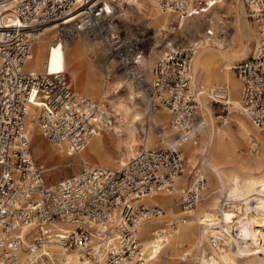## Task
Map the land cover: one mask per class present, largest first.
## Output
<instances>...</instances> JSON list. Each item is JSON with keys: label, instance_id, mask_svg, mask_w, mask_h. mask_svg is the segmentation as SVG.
Masks as SVG:
<instances>
[{"label": "built area", "instance_id": "2783aa9c", "mask_svg": "<svg viewBox=\"0 0 264 264\" xmlns=\"http://www.w3.org/2000/svg\"><path fill=\"white\" fill-rule=\"evenodd\" d=\"M118 1L0 0V264H16L20 253L28 264H61L48 250L52 244L70 255L72 264H144L150 257L142 252L139 227L163 217L164 208L154 199L176 190L185 166L180 144L195 145L206 128L199 102L205 91L193 86V58L206 47L227 49L231 36L227 25L214 29L210 17L196 38L174 36L183 21L209 16L219 0H154L162 13L175 19L171 30L158 33L142 29L141 23L122 22ZM241 1L257 27L259 43L232 71L240 82L241 107L264 136V0ZM49 28L54 49L81 37L97 42L101 66L139 90L148 116L167 112L178 142L158 149L141 147L118 169L80 160L90 139L110 131L114 119L106 106L77 95L63 69L47 63L40 71L28 68L33 46ZM155 40L161 41L163 52L149 70L145 61ZM207 93L211 103H221L226 89ZM32 104L37 105V130L57 152L79 158L78 174L47 184L48 170L30 151L27 115ZM153 126L161 138L162 129ZM251 144V153L259 154L260 147ZM192 177L179 191L185 214L201 201L206 182L200 170L194 169ZM220 205L227 207L224 200ZM186 218L171 220L167 232L175 234ZM155 241L150 253L159 255L161 240ZM229 242L215 234L199 242L195 251L211 259Z\"/></svg>", "mask_w": 264, "mask_h": 264}, {"label": "bare ground", "instance_id": "6f19581e", "mask_svg": "<svg viewBox=\"0 0 264 264\" xmlns=\"http://www.w3.org/2000/svg\"><path fill=\"white\" fill-rule=\"evenodd\" d=\"M218 3L217 7H222L226 15L231 16L233 19L230 46L225 50L210 47L203 48L193 58L192 71L194 75L193 86H200L205 91V95L203 96L204 102L205 98L207 99L209 95L207 92L218 88L216 87L217 83L225 87L226 94L221 103L227 105L229 114L232 115V121L238 127L239 138L237 139L223 128V130L220 128L221 130L216 129L214 131V151L206 163L209 170L220 181L222 187L220 190H222V196L227 207L221 208L219 200L212 201L206 205L198 204L191 212L189 221L185 220L179 226L180 229L185 225L175 243L173 242L170 245L174 255L169 254L161 258L158 256L162 254V251L167 246V240L174 237L179 229L175 234H170L167 232V229L156 228L157 226L153 228L151 225H145L160 224L161 220L159 218L141 224L139 227V237L142 242V252L150 256L145 260L144 264H171L172 260L177 261V263L180 260L182 261L183 259L177 255V250L183 246L182 242H191L194 239L192 230L197 226L200 228L199 242H205L210 236H214L215 234L223 235L230 241V244L225 248L214 251L211 259L201 256L195 258L194 260L198 264H264V152L260 155L252 154L250 151L249 154L252 157L246 159H239L234 156L239 146L242 145L245 136L248 139L250 148L253 147L251 143L254 141L264 151V137L255 138L250 136L249 126L239 117V115H245V113L240 104V82L232 71V67L236 62L242 61L248 56L246 49L247 47L249 48L251 41H254L251 52L257 47L259 34L257 27L255 26L256 31H254L247 22L245 18L247 7L243 2L239 3L237 0H219ZM118 8L121 12V18L130 22V18L135 14L140 20L142 29H153L155 33L162 30H171L175 21L171 15L161 12L154 0H119ZM204 17L208 18L205 20ZM209 17L212 26L216 30L220 25H226L221 15L211 11L209 16H201L183 21L180 25L181 35L183 37H191L192 39L196 38L201 34L203 26L208 23ZM141 19H144L148 27L142 25ZM197 19H200L201 22L197 21ZM53 36L52 28H49L45 31L44 37L33 46L32 61L27 65L28 68L32 71H40L43 64L47 63L51 69L64 70V62H66L70 83L75 88L74 92L92 104L105 107L106 99L110 98V96H101V74L99 73H101V69L107 71V68L105 69L101 66L99 58L98 61L94 62L87 60V54L92 49L95 50V47L100 51L99 56L102 54L99 44L91 39L89 41L77 39L79 40L78 42H75L77 40H73L69 42L71 44L66 45L62 50H58L52 47ZM160 42L159 40H155V48L158 47ZM162 52L163 50L158 52L152 50L148 58L153 56L159 57ZM120 79L125 80L122 77ZM123 80L114 83L111 88V91L118 96L117 100L112 104L115 110L114 112L112 107L113 114L115 116L117 114L120 120L116 121L117 124L114 122L110 131H106L104 134L99 133L90 139L86 146L87 155L90 157L80 155V160L84 163L95 162L103 167L118 169L123 164L124 158L127 159L134 156L136 147L139 145L137 124L142 121L143 115L140 113L141 111L147 112V106L141 98L139 90L127 80ZM125 83H128L129 94L126 98H122L118 94ZM107 103L112 106L110 102ZM200 105L204 113L207 111V108L209 109L208 106L205 108L201 102ZM36 113L37 105L32 104L27 115L30 140L33 138L35 132ZM155 115L148 116L153 124L158 125L161 123L162 126L166 125L167 116L155 118ZM172 130L175 131L173 128ZM161 133V138L159 136L151 138L149 143H146L147 134L143 133L144 137L142 141L145 144L143 143L142 146L147 149H153L152 146L156 143L170 146L178 142L177 140L169 142L167 135L163 134L162 131ZM174 135H176L175 132ZM186 142L183 141L180 144L183 150L190 149L189 144H185ZM111 145L114 146L113 151L119 154L117 158L113 157L106 150L107 148L110 149ZM39 156L47 158L51 156V153L45 147L40 151ZM69 158V156L65 155L64 159L68 161ZM71 162L75 165L78 164L76 160ZM58 167L57 165H52L49 167V171H56ZM233 167L244 171L249 177L246 179L240 178L231 172L230 169ZM179 191L181 190L176 189L172 193L159 194L155 197L154 202L161 201L166 205L172 204L173 195L177 196L178 194L179 196ZM216 210L219 211L220 215H216ZM158 232L162 233V235L157 237L161 240V243L158 245L161 251L159 255H152L150 249L157 243L155 241L157 238L154 235ZM143 236L147 237L145 241ZM148 237L150 241H148ZM48 248L51 251L50 253L55 252L58 254L60 257L58 259L59 263L72 264L73 258L70 255L64 254L57 245H48ZM16 264H28L26 256L23 253L18 255Z\"/></svg>", "mask_w": 264, "mask_h": 264}, {"label": "rangeland", "instance_id": "374dc122", "mask_svg": "<svg viewBox=\"0 0 264 264\" xmlns=\"http://www.w3.org/2000/svg\"><path fill=\"white\" fill-rule=\"evenodd\" d=\"M237 2L240 3L242 1L237 0ZM213 11L222 16V20L226 23L227 27L230 29V36H231L232 27H233L232 17L231 16L229 17V15H226V13L222 9V7H216ZM245 13H246L245 18H246L247 22L251 25L253 30L256 31L254 24L252 23V21L248 17V11L246 10ZM223 15H225V17H223ZM207 18L208 17H204L205 20ZM121 21L126 22V20H124L123 18H121ZM197 21L201 22L200 19H197ZM130 22L140 23V20L134 14L133 17L130 18ZM141 22H142L143 26H147L144 19H141ZM176 35H177V37H181V38L186 39V40L192 39L191 37H183L181 35V30L175 31L174 36H176ZM82 39H86L88 41L90 40L87 37L79 38V40H82ZM79 40H77L75 42H78ZM69 44H71V43H68L66 45H69ZM154 45H155L154 43H151L150 47L154 48ZM253 46H254V41H251L249 43V48L247 47V49H246L248 51L247 55H249V53L253 49ZM91 48H93V47H91ZM160 50H162V46L156 47L154 49V52H158ZM99 54H100V51H98L95 47V50L92 49L87 54V60H89L90 62L98 61ZM157 58H158V56L146 58L145 63H146V67L149 70L153 66V64ZM114 67H115L114 64L111 63L109 70L113 71ZM64 70H65V72L69 78L68 67H67L66 62H64ZM100 72L101 73H99V74H101L100 75L101 76V84H100L101 96H110V98L106 99L104 106H106L107 109L109 111H111V113L113 115L114 122L117 124L116 121L120 120V117L117 114H116V116L113 114L114 106L112 104H113V102H115L117 100L118 96L111 91V88H112L114 83L121 81L123 79H120L121 77L118 75L114 76V74H115L114 72L112 73V75H109V73H107V71H105L104 69H101ZM123 81H125V80H123ZM127 85H128V83L123 84L122 89L118 94L122 98H126L129 94ZM196 86H198V85H196ZM198 87H200V86H198ZM216 87L220 88V87H222V85L220 83H217ZM72 88H73V86H72ZM73 90L75 91V88H73ZM203 99H204V97L201 98V101H200L201 104L205 108L207 106L209 107V109L207 108V111L204 110L205 111L204 116H205V121H206V128L204 129V131H202V133H200V135L198 137V141L195 145L190 141H187L185 143V144H189L190 149L183 150L180 147V151L182 149L181 153L184 157L185 166H184V171L182 173V177L180 178L179 184L176 185V189L182 190L186 186H189L193 181L192 180L193 170L194 169L200 170L201 174L205 177L206 182H205L204 190L202 192V199L198 204L206 205V204H210L212 201H215V200H219L220 202H222L224 200V198L222 196V190H220V189H222L220 181L209 170V168L207 167V164H206L208 159L211 157V155L213 154V151H214V140H215L214 131L216 129H220V128L222 129L223 128V129L229 131L232 134V136L236 139L239 138L238 137L239 132H238V127H237L236 123L232 121V115L229 114V111L227 109V105L222 104V103H211L208 98L207 99L205 98V102H204ZM107 102H110L112 106H110ZM112 107H113V110H112ZM114 112H115V110H114ZM140 114H142L143 116H142V121L137 124V137L139 140V145L136 147L134 154L141 147H143L142 146V144L144 143L142 141V139L144 137V135H142L143 133L147 134V136H148L146 139V143H149V140L151 138H157L158 137V134L154 130V127L152 125L153 123L149 119L147 112L141 111ZM34 115H35V113H34ZM160 116H167L166 125L162 126L161 123L158 124L161 129L164 128L162 130L163 134L165 133L167 135V140H169V142H171L172 140L175 141L177 138H176V135H174L175 131L172 130V125L170 123L169 115L167 114V112L161 110L157 113V115H155V118L160 117ZM239 117L242 118L243 122H245L249 126V128H250L249 135L250 136L255 137V138L262 137V135L260 136L259 133L257 131H255V128L252 126V124L250 123V121L248 120V118L245 115L241 114V115H239ZM150 122H151V124H150ZM34 129H35V132H34L33 138L30 140V151H31V155H32L34 161L38 165L42 166L44 169L48 170L45 173V179H46L47 184L53 185V184L57 183L58 181H60L62 178L70 177L74 174H78L81 171L82 167H81V164H80L78 157H70L68 160L69 162L65 161V159H64L65 154H60L59 152L56 151V149L54 147L50 146L46 142V140L41 136V134L39 133V131L36 128V125H35ZM101 134H104V133H101ZM247 140L248 139L245 136V138L242 141V145L239 146L237 152L234 153L235 157H238L239 159H246V158L252 157V156L250 157V154H249L250 147H249ZM45 147H47L51 153V156H49L47 158H43V157L39 156L40 151L43 150ZM152 148H157V149L158 148H165V146H163V143H161V144L156 143L152 146ZM113 149H114V146L111 145L110 149L107 148L106 150L109 151L113 157L117 158V156L119 154H118V152L113 151ZM263 152L264 151L261 149L259 154L262 155ZM81 155L83 157H90L87 155V147L84 149V151L81 153ZM263 156H264V154H263ZM129 158H127V159H129ZM127 159L124 158L123 163ZM73 160L78 161L79 165L73 164L71 162ZM89 164L99 165L98 163H95V162H89ZM52 165L59 166L58 170H56V171L50 170L49 171V169H50L49 167H51ZM230 170H231V172L235 173L236 175H238L242 179H246L249 177V175L247 173H245L242 170H238L236 167L235 168L233 167ZM241 176H243V177H241ZM156 203H158L160 206H162L164 208V215H163L164 218L163 217L159 218L161 220L160 224H157V225L145 224V225H151V226H153V228L155 226H157L156 228L167 229L168 227L166 225H168V223L173 219H178V218H182L185 216V217H188L185 220H187V222L189 221V217H190L191 213L190 214L183 213L184 211L181 209V207L179 205L178 194H177V196L173 195V203L172 204L166 205L161 201H158ZM215 213H216V215H220L218 210H216ZM184 227H185V225L182 226L180 229L178 228L179 231L177 230L178 232L176 233V235H174V237H171L167 240V246L162 251V254L159 255L158 257H160V258L165 257V255H169V254L174 255V253L172 252V247H170V245H172L173 242L175 243V240L181 234V231L183 230ZM192 231H193L194 239L191 242H182L183 246L181 248H178V250H177V255H179V257L185 261L180 260L179 263H177V261L172 260L171 264H193L194 259L200 256L198 253H196L197 251H195V246L199 243L200 228L198 226L194 227ZM143 238L145 241V238H147V237L143 236ZM148 241H150L149 237H148ZM52 253L57 256V260L60 258L57 253H55V252H52Z\"/></svg>", "mask_w": 264, "mask_h": 264}, {"label": "crops", "instance_id": "0c3cea01", "mask_svg": "<svg viewBox=\"0 0 264 264\" xmlns=\"http://www.w3.org/2000/svg\"><path fill=\"white\" fill-rule=\"evenodd\" d=\"M214 49V48H213Z\"/></svg>", "mask_w": 264, "mask_h": 264}]
</instances>
